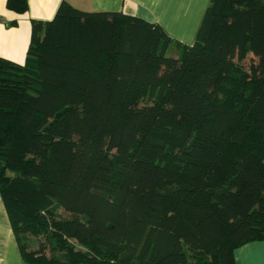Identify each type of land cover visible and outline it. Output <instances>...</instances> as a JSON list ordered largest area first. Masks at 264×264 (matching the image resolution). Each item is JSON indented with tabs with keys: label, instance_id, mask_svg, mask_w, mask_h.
Returning <instances> with one entry per match:
<instances>
[{
	"label": "trees",
	"instance_id": "trees-1",
	"mask_svg": "<svg viewBox=\"0 0 264 264\" xmlns=\"http://www.w3.org/2000/svg\"><path fill=\"white\" fill-rule=\"evenodd\" d=\"M30 22L24 62L0 56V198L26 263L235 264L264 240V0H211L191 44L66 1Z\"/></svg>",
	"mask_w": 264,
	"mask_h": 264
},
{
	"label": "crops",
	"instance_id": "crops-1",
	"mask_svg": "<svg viewBox=\"0 0 264 264\" xmlns=\"http://www.w3.org/2000/svg\"><path fill=\"white\" fill-rule=\"evenodd\" d=\"M62 1L83 10H117L158 22L169 36L191 44L211 0H27L28 9L24 13L9 10L6 0H0V56L23 63L31 19H51ZM233 255L235 264H264V240L247 242L237 247ZM0 264H28L20 255L1 198Z\"/></svg>",
	"mask_w": 264,
	"mask_h": 264
},
{
	"label": "rangeland",
	"instance_id": "rangeland-1",
	"mask_svg": "<svg viewBox=\"0 0 264 264\" xmlns=\"http://www.w3.org/2000/svg\"><path fill=\"white\" fill-rule=\"evenodd\" d=\"M249 62V56L247 57V59L245 60V63H248ZM31 247L32 246H36V239H31Z\"/></svg>",
	"mask_w": 264,
	"mask_h": 264
}]
</instances>
